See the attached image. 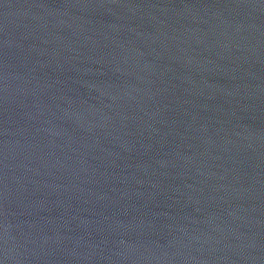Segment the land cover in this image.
<instances>
[{"label":"water","instance_id":"obj_1","mask_svg":"<svg viewBox=\"0 0 264 264\" xmlns=\"http://www.w3.org/2000/svg\"><path fill=\"white\" fill-rule=\"evenodd\" d=\"M0 264H264V0H0Z\"/></svg>","mask_w":264,"mask_h":264}]
</instances>
